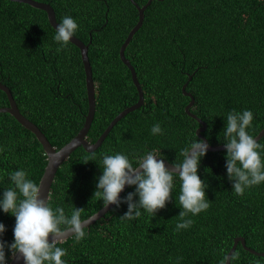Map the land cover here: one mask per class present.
<instances>
[{"label":"trees","instance_id":"trees-1","mask_svg":"<svg viewBox=\"0 0 264 264\" xmlns=\"http://www.w3.org/2000/svg\"><path fill=\"white\" fill-rule=\"evenodd\" d=\"M36 1L50 4L58 22L71 16L78 24L74 35L89 45L96 115L87 139L95 143L118 114L139 100L131 71L120 57L139 11L131 0ZM134 1L140 6L148 2ZM55 34L46 12L0 0V82L9 87L21 113L59 150L84 127L89 105L80 49L69 42L58 52ZM126 57L135 67L145 103L123 118L98 150L80 147L59 168L49 205L54 211L64 208L68 217L75 208H83L82 220L104 208L94 193L105 154L122 153L133 167L152 151L171 164L183 161L179 153L200 139L201 127L185 111L191 98L183 86L190 76L192 112L206 122L203 135L212 146L227 142L223 132L233 111H252L247 131L254 138L264 129V0H153ZM9 103L0 91V108ZM157 123L163 131L153 135ZM259 143L264 145V138ZM258 151L264 160V148ZM226 157L224 150L202 158L198 175L206 183L210 207L189 213V228L176 230L183 209L182 182L174 176L171 200L155 216L140 209V217L122 220L128 206H115L85 229L81 241L73 236L58 243L67 250L62 259L66 264H221L238 237L264 252V182L247 188L243 196L234 194ZM47 164L36 136L12 115L0 113V199L7 188L15 189L10 179L14 171L23 169L39 185ZM134 191L129 186L121 198ZM0 223L6 228L2 238L13 243L15 216L0 208ZM234 254L238 258L231 264H264V256L241 243ZM6 259L10 264L7 249Z\"/></svg>","mask_w":264,"mask_h":264},{"label":"clouds","instance_id":"clouds-1","mask_svg":"<svg viewBox=\"0 0 264 264\" xmlns=\"http://www.w3.org/2000/svg\"><path fill=\"white\" fill-rule=\"evenodd\" d=\"M77 30L78 24L71 16H65L59 22L54 36V40L61 45L57 48L58 52L67 47ZM226 121L223 133L227 141L224 144L228 178L233 182L234 194L243 196L247 188L264 182V160L258 151L264 145L247 131L253 121L252 111H233L227 115ZM162 131L159 123L151 129L153 135L162 134ZM209 147L203 139L193 141L179 153L183 161L174 162L171 169L166 167L163 158L157 159L160 156L155 151L143 156L138 167H133L128 156L122 153L105 154L102 160L103 174L98 178L94 196L103 200L105 208L110 205L119 208L121 204H127V211L120 217L122 220L140 217V209L155 216L171 200L174 176H178L182 182L179 204L183 210L179 213L181 222L177 223L176 230L187 229L193 224V220L186 219L189 213L197 215L210 207L206 199V183L198 175L200 162L207 155ZM10 179L15 189L7 188L3 193L0 208L16 218L14 242L9 244L2 238L6 228L0 223V264H7L6 249L13 260H22L23 264H66L62 257L67 255V250L57 244L69 235L74 236L77 242L84 239L85 229L91 220L81 219L83 208H75L70 217L65 215L62 207L54 211L49 205L50 198L42 196V186L28 179L23 169L14 171ZM126 185L135 186V191L121 198ZM16 189L22 199L18 200ZM136 196L139 197L138 201ZM237 258L238 254L231 257L225 255L221 264H228L229 260Z\"/></svg>","mask_w":264,"mask_h":264},{"label":"water","instance_id":"water-1","mask_svg":"<svg viewBox=\"0 0 264 264\" xmlns=\"http://www.w3.org/2000/svg\"><path fill=\"white\" fill-rule=\"evenodd\" d=\"M12 2H18V3H25L30 5L31 7L42 10L47 13L49 22L53 29L56 30V28L59 25V22L56 17L55 10L52 8L50 4L38 2L36 0H10ZM163 1V0H161ZM131 2L137 7L139 11V21L136 24V26L130 31L127 39L125 40L124 44L121 47L120 50V57L123 63L130 69L132 74L133 82L138 90L139 93V100L136 104L133 106H130L126 108L124 111H122L120 114L116 116V118L110 123V125L107 127V129L104 131V133L100 136V138L95 142L91 143L88 139V133L92 127V124L95 119L96 115V84L93 77V68L91 65V61L89 58V45L85 44L82 40L77 38L75 35L70 41L72 44H74L76 47L80 49L81 57L84 65L85 75H86V90H87V97H88V113L86 115V121L84 124V127L81 129V131L77 134L75 138H73L69 143H67L64 147L57 150L51 142L48 140L46 135L41 131V129L32 121L27 119L20 111L17 102L14 99V96L5 84L0 83V91H3L7 94L10 105L8 107L0 108V113H7L12 115L23 127L31 131L38 141L41 143L42 147L45 150V154L47 155L48 164L46 166L45 172L41 178L40 186H42V196L46 199L47 197L50 198L52 185L54 183V180L56 178L57 172L59 168L62 166V164L70 158V156L80 147H83L87 152H94L98 150L108 135L111 133L113 128L128 114L136 111L140 107H142L145 103V95L143 88L139 82L137 72L135 70V67L131 64V62L126 57V49L131 43L132 39L134 38L135 34L141 29L143 26L144 20H145V11L146 9L152 4L153 0H148L147 4L144 6L138 5L134 0H131ZM91 43V42H90ZM192 80V76L189 77V80L185 85L183 86V93L191 98V102L186 106L185 111L186 113L196 119L200 124L201 127L197 130V135L200 139L205 140L209 145V151L208 152H219L226 150L225 145H218V146H212L207 138L203 135V133L207 129V124L202 119L197 117L192 112V108L195 104V98L194 96L187 91V87L189 82ZM257 139V142H259L262 138H264V129L255 137ZM157 159H161L157 157ZM165 161L166 167L171 169L173 167V164L169 163L167 160ZM128 185L125 186V190L121 192L120 196L122 197L123 193L128 189ZM115 205H110L107 208H102L99 212L92 215L90 218L91 223L87 226L90 227L95 222L103 218L109 211H111ZM73 236L67 237L63 242L67 241ZM52 237H49V241L51 242ZM242 244V246L249 252H251L254 255L257 256H264V252L260 253L257 252L251 248H249L246 244V241L242 237H238L234 241V245L232 249L229 252V256L234 254L239 244ZM10 264H23L22 260H11ZM228 264H231V260H229Z\"/></svg>","mask_w":264,"mask_h":264},{"label":"flooded vegetation","instance_id":"flooded-vegetation-1","mask_svg":"<svg viewBox=\"0 0 264 264\" xmlns=\"http://www.w3.org/2000/svg\"><path fill=\"white\" fill-rule=\"evenodd\" d=\"M56 13V12H55ZM0 83H2V82H0ZM9 105H10V103H9ZM4 107H8V106H4ZM3 108V107H2Z\"/></svg>","mask_w":264,"mask_h":264}]
</instances>
